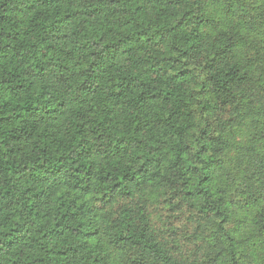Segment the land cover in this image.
Masks as SVG:
<instances>
[{
	"label": "trees",
	"instance_id": "16d2710c",
	"mask_svg": "<svg viewBox=\"0 0 264 264\" xmlns=\"http://www.w3.org/2000/svg\"><path fill=\"white\" fill-rule=\"evenodd\" d=\"M0 264H264V0H0Z\"/></svg>",
	"mask_w": 264,
	"mask_h": 264
}]
</instances>
